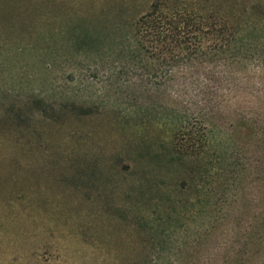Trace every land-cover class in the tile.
I'll return each instance as SVG.
<instances>
[{
    "label": "rangeland",
    "instance_id": "obj_1",
    "mask_svg": "<svg viewBox=\"0 0 264 264\" xmlns=\"http://www.w3.org/2000/svg\"><path fill=\"white\" fill-rule=\"evenodd\" d=\"M153 1L0 0V264H264V0L164 85L119 60Z\"/></svg>",
    "mask_w": 264,
    "mask_h": 264
},
{
    "label": "trees",
    "instance_id": "obj_2",
    "mask_svg": "<svg viewBox=\"0 0 264 264\" xmlns=\"http://www.w3.org/2000/svg\"><path fill=\"white\" fill-rule=\"evenodd\" d=\"M239 26L213 3L206 5L205 0H154L132 23L130 33L120 35L119 60L127 70L159 76L164 85L174 69L218 63L229 54L235 58ZM260 29L258 37L262 36ZM91 43L85 33L74 47L80 50L85 47L88 52ZM182 136L180 131L175 134L174 147L178 153H182V144L177 137ZM257 145L263 159L264 127L258 125Z\"/></svg>",
    "mask_w": 264,
    "mask_h": 264
}]
</instances>
